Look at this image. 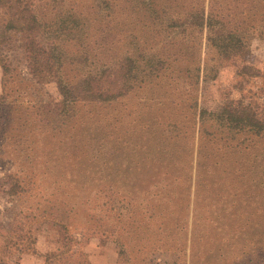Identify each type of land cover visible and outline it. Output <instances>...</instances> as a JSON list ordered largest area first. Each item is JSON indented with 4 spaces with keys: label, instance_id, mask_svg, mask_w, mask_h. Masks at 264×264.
<instances>
[{
    "label": "rangeland",
    "instance_id": "rangeland-1",
    "mask_svg": "<svg viewBox=\"0 0 264 264\" xmlns=\"http://www.w3.org/2000/svg\"><path fill=\"white\" fill-rule=\"evenodd\" d=\"M33 1L46 23V45L69 41L76 53L88 55L74 59L76 74L96 72L101 59L128 54L145 73L173 72L174 86L155 80L148 91L103 109L90 137L79 130L59 134L66 113L56 79L29 73L21 35L5 31L0 11V98L7 89L12 111L31 100L35 112L48 114L34 115L14 132L18 122L11 114L8 139L0 140V264H45L48 253H55L52 264L79 261L56 252L54 226L25 219L45 210L68 217L71 232L88 236L77 237L89 264H264V139L226 159L201 185L195 170L190 180L183 169L160 172L185 168L189 148L196 152L194 121L186 114L197 104L199 111L224 114L230 104L252 103L264 114V39L252 37L233 61L220 60L208 47L201 19L178 20L206 8L208 0ZM5 65L11 68L7 76ZM172 99L180 106L167 102ZM174 117L184 139L172 145L177 156L163 158L165 150L153 141L179 134L168 127ZM116 140L126 143L117 156L111 150ZM16 216L26 231L33 229L35 254L11 242Z\"/></svg>",
    "mask_w": 264,
    "mask_h": 264
},
{
    "label": "trees",
    "instance_id": "trees-1",
    "mask_svg": "<svg viewBox=\"0 0 264 264\" xmlns=\"http://www.w3.org/2000/svg\"><path fill=\"white\" fill-rule=\"evenodd\" d=\"M0 11H3L6 15L5 31L21 35L20 47L25 53L29 73L35 79L43 74H48L56 79L62 97V111L66 113L64 114L65 121L56 130L59 134L63 132L70 134L74 130H79L82 134L90 137L94 129L93 121L103 109L121 103L133 95L139 94V91L142 93L148 91L155 80L164 78L169 81L167 85L170 88L174 86V83H172L173 72L165 73V70L164 73L158 71L154 73L156 71L150 70L145 73L139 59L128 54L113 55L101 59L105 61H100L96 72L76 74L74 69L71 68L74 59L88 60V55L83 52L82 55L76 53L78 51H74L72 47L74 43L69 41L65 43L61 41L53 42L51 45H46L42 41L46 23L40 17L33 0H0ZM190 18L194 22L201 19L199 26L207 31L208 47L214 49L222 61H233L237 53L246 46L252 37L264 39V0H208L206 8L203 6V8L191 9L190 13L184 15L183 19L180 17L178 20L187 23ZM81 47L84 46L81 45ZM156 60L157 62H166L161 58H156ZM149 63L153 64V61L151 60ZM9 70L11 68L5 65V76L10 72ZM172 93L174 95L177 92L173 90ZM11 98V94L8 93L7 89H4V93L0 98L1 141L8 139L6 133L9 132L10 127L8 125L10 124L11 114L14 115L13 119L18 122L17 125L11 126L13 132L17 128L20 129V126L24 127L25 123L28 124L34 115L43 118L48 115L43 111L35 112L31 100H24L19 107L12 111L15 104L14 101L10 100ZM167 102L171 105H179L173 99ZM194 107L195 110H192L191 106L188 111L191 112L192 110L193 113L186 115H190V120L194 121L191 140L193 146H197L196 152L194 149L190 150L189 148L191 155L189 154L190 160L185 168L183 165L180 168L173 166L165 170L161 168L160 172L177 173L183 169L187 174V179L190 180V174L195 170L198 174V184L201 185V180L215 178L217 168L226 159H231V156L235 154L240 155L241 149L249 150L253 146H258V141L264 139V114L257 110L252 103L247 105L243 103L230 104L228 111L224 114L210 112L207 109H200L199 111L198 104ZM169 116L172 117L171 114ZM50 117L49 120L52 124L55 118L53 115H50ZM175 120V117L169 119L168 127L170 129L173 127L179 134L175 136L158 135L155 136L153 141L154 145L160 144L165 150L161 156L163 158H168L169 155L177 156V151L173 149L172 145L176 144L174 143L176 140L184 139L182 137L184 132L180 127L181 123ZM144 128L148 131L150 129L149 126ZM170 129L167 131H170ZM171 138L175 140L171 141ZM254 138H257V141ZM168 140H170L169 143L165 145ZM108 144L110 145L108 140L103 142L104 148ZM122 144L125 145L126 143L116 140L111 146V150L115 148L116 156L118 151L121 150ZM170 146H172L171 150L168 149ZM147 150L146 152L149 154ZM192 150L196 155L194 161ZM194 162L196 164L195 168H193ZM151 170L156 171V169ZM53 209L54 205L49 207V210ZM58 209L59 212L61 208L58 207ZM30 218H40L42 221L37 222L49 223L57 229L59 238L56 252L60 253L59 256H67L66 254H68L70 260L71 257L77 256L79 261L75 264H89L86 260L84 244L77 237L81 236L80 238L83 239L88 236L83 233L78 235L71 232L68 217L53 212L47 213V210H45V213H30V216H26L25 219ZM17 224L19 225L16 229L14 228L13 234L15 235L12 234L11 242L13 241V245L18 246L17 250L22 253L32 252L35 254L37 238L33 234V229L30 228L26 231L24 226L17 222L16 216L13 220V227ZM235 237L237 236H232V238ZM53 255L55 253L44 255L45 264H52ZM58 261L60 260L58 259ZM68 262L66 264H72L69 260Z\"/></svg>",
    "mask_w": 264,
    "mask_h": 264
}]
</instances>
